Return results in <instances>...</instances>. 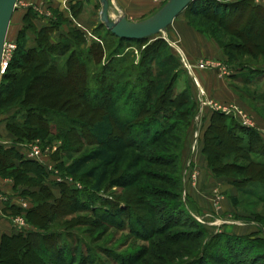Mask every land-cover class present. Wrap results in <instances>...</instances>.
I'll use <instances>...</instances> for the list:
<instances>
[{
	"label": "rangeland",
	"instance_id": "374dc122",
	"mask_svg": "<svg viewBox=\"0 0 264 264\" xmlns=\"http://www.w3.org/2000/svg\"><path fill=\"white\" fill-rule=\"evenodd\" d=\"M216 1L222 4L245 1L264 9V0ZM156 2L155 9L130 21L140 22L151 17L166 0ZM81 5L76 2L71 6L72 18H64L65 14L59 9L49 8L44 12L37 7H28L25 0H18L5 42L4 71L21 46L25 49L37 46L39 32L45 27L56 28L49 36L52 43L58 42L61 37L67 39L70 32L76 30L84 36V50L94 43H104L106 56L102 64L90 66L88 71L100 73L103 69L107 79H111L109 70L117 66L116 61L110 63V55L115 49L120 57L124 56L122 67L132 63L134 70L139 71L145 48L155 40L163 39L167 45L166 52L178 65L173 92L178 95L183 91L189 92L193 105H188L185 99L180 106L174 107L172 114L166 116L165 121L162 119L166 133L161 137L153 133V137L152 132L156 128L152 129L151 124L145 127L139 121L133 122L134 113L140 107L137 101L145 98L139 86L143 84L145 87L146 83L143 79L138 83V79L141 80L138 73L122 80L119 94L113 92L110 97L114 104L110 112L114 127L115 124L119 127L129 125V131L127 137L123 135L126 139H114L108 143L106 148L114 152L115 162L107 169L99 191L93 190L94 181L82 173L68 175L65 171L96 148L86 138L88 117L86 120L79 119L78 115L73 117L78 124L75 125L76 131L86 133L83 137L86 139L78 143L68 144L55 132L51 134L52 139L38 136L21 142L16 141L8 131L11 118L21 121V116L16 110L8 113L0 110V146L15 147L24 159L38 152L39 158L35 162L43 167L42 184L53 195V200L48 201L51 205L62 197L61 185L73 191L69 196L75 199L74 203L65 199L62 204H57L65 212L61 218L55 215L53 218V213L41 212L42 216L47 214L48 220L42 222L40 219V222L36 216L33 221L41 224L34 227L26 212L37 205L29 192H37L38 189L13 186V193L4 194L0 188V206L7 211L5 216L15 226V234H35L33 240L44 253V258L40 257L43 261L35 255H23L22 264H35L36 261L42 264H264V178L261 179L264 177V154L257 153L260 148L264 149V56L260 51L264 47V18L253 14L250 6L229 15L228 7L223 5L225 18H214L212 14L208 18H200L183 13L173 26L168 27L165 36L151 37L145 43L119 44L101 23L99 0H89L95 14L92 28L87 32L77 29L73 18L79 15ZM109 14L112 19L125 16L116 0H112ZM39 18L45 20L39 21ZM178 24L183 25L189 34L193 32L215 46L219 59L213 62L225 67L224 74L215 71L216 67L209 59H199L191 67L185 57L184 36L180 34ZM241 36L242 40L239 39ZM246 42L248 45H245ZM240 44L251 48L248 54H237L233 49ZM69 56L70 52L62 60ZM153 62L149 58L145 63L153 66ZM195 70L210 72L225 80L234 103L205 98ZM12 74L10 71L9 77ZM93 80H90V90L85 94L88 99H94L90 110L76 109L77 113L82 110L89 117L94 116L92 111L100 106L97 97L100 80ZM4 84L8 85L9 81ZM132 85L135 86L133 90L130 89ZM153 101L149 104L150 109ZM188 110H191L189 119L182 118V113ZM103 111V114L108 112L107 109ZM211 113L231 118L225 122L226 127H232L231 121L236 122L239 129L235 130V134L242 140L240 146L247 147L248 140H256V151L235 152L221 159L215 165L219 175L213 174L203 152L205 130L212 118L206 126L207 115ZM157 129L159 131L160 128ZM244 130L252 131L255 136ZM151 137L153 139L150 140ZM208 143L212 147L215 145L213 141ZM200 148L206 161L205 168L196 161ZM217 151L224 152V149ZM93 165L95 163L91 162L86 168ZM1 178L10 180L14 185L12 179ZM32 178L36 179L35 176ZM244 191L254 192L249 194ZM14 200L17 205L13 204ZM40 235L52 241L55 248L43 243Z\"/></svg>",
	"mask_w": 264,
	"mask_h": 264
},
{
	"label": "trees",
	"instance_id": "16d2710c",
	"mask_svg": "<svg viewBox=\"0 0 264 264\" xmlns=\"http://www.w3.org/2000/svg\"><path fill=\"white\" fill-rule=\"evenodd\" d=\"M223 5L228 7L229 15H235L244 11L245 7L250 6L253 14L264 18L263 8L255 7L245 1L222 4V2L216 0H196L183 13L200 18H208L211 14L214 18L220 16L225 18L227 15H225ZM223 28L225 31L227 30L225 27ZM55 29V27L53 29L48 27L42 29L39 32L37 46L28 49L21 46L8 63L0 81V110L3 113L16 110V113L21 116V121L11 118L8 123V131L15 136L16 141H29L38 136L48 140L52 139L51 134L53 132L64 138L68 144L78 143L82 141L81 139H90L96 146L94 151L74 162L65 171L68 175L82 173L85 177L94 181L93 190L99 191L106 178L107 169L115 162L114 152L106 147L114 139H126L127 131H129V125L119 127L115 124L116 127H114L113 115L110 112L114 105L110 97L115 92L119 94L122 80L138 73L139 78H141V80L138 79V83L142 82V79L146 83L145 87H143V84L139 86L145 98L139 102L137 101L138 104L140 103V107L139 111L134 113L133 122L139 121V124H143L145 127L151 124L152 129L156 128V131H153L152 134L158 133V137L166 133L162 121L166 120V116L172 114L173 108L180 106L185 99H187L188 105L191 106L193 101L187 91H183L180 95L173 92L178 65L173 56L166 52L167 45L163 39H157L145 48L146 53L143 54L139 71L134 70L132 63L127 67H122L121 65L125 62L124 56L120 57L118 50L115 49L110 55L112 57L110 63L116 61L117 66L109 70L111 79L109 77L107 79L103 69L100 73L95 71V75L93 71H88L91 68L90 66L102 64V60L106 56L104 43H94L84 50L82 47L85 44L84 36L77 30L70 32L67 39L61 37L58 42L52 43L49 36L52 33L51 30L54 31ZM110 35L119 44L124 42L145 43L147 41L122 40L112 34ZM239 39L242 40V36ZM245 45H248L247 42ZM233 49L236 50L237 54H248V50L251 48H246L240 44L235 45ZM223 51L228 54L225 50ZM260 51L263 52L262 56H264V47ZM68 52H70V56L63 61L62 59L65 58ZM149 58L152 61L154 60L153 66L146 65L145 62ZM105 68L106 66H104ZM10 71L13 74L9 77ZM90 80H100L97 92L99 93L97 97L100 100V109L93 110L92 113L95 115L89 117L83 114L84 111L82 112V110L77 113L76 109L90 110L89 106H91L94 99H88L85 96L86 92L90 90L89 87L92 83ZM8 81L9 84L5 85L4 82ZM134 85L130 87L131 90L135 88ZM155 97L156 99H154ZM152 101L150 109L149 104ZM104 109H107L108 112L103 114ZM57 112H65V114H58ZM190 112L191 110L182 113V118L189 119ZM68 114L70 117H68ZM76 115L82 120L83 118L86 120L88 117L87 125H85L87 135L85 132L76 131L75 125L78 124L73 118ZM211 117V122L205 130L203 152L213 174L219 175V169L215 165L221 162V159H226L229 156L228 154L234 155L235 152L251 153L253 150L256 151V140H248L250 143L247 147L240 146L242 140L235 134V130L239 129L236 122L231 121L232 127L228 125L226 127L225 122L231 120V118L229 119L226 115L220 113H213ZM116 128L118 131L120 130V133ZM157 128H160L159 131ZM244 131L255 136L252 131ZM85 135L87 137L83 138ZM225 135L227 136L224 137ZM208 137H210L209 140H207ZM210 141L215 143L213 147L208 143ZM219 148L224 149V152L217 151ZM257 153L264 154V149L260 148ZM91 162L95 165L86 168V165ZM41 169L43 167L37 162L24 159L19 155V151L15 147L3 148L0 146V176L12 179L14 188L21 185L27 189H38L37 192H29V196L37 202V205L26 212L30 224L34 227H40V219H42V222L48 220L47 214L42 216L41 212L53 213V218L55 216L61 218L65 215V212L61 211L57 204H62L65 199L70 200L71 203L75 202V199L69 196L73 191L61 185L63 188L62 197L56 200L55 205H51L49 200H53V195L50 189L42 184L44 175ZM31 176H35L36 179ZM32 180H37V182L35 183ZM244 192L252 194L254 191ZM262 192L264 193V190ZM55 210L57 213H55ZM36 216L39 217L40 222L35 223L33 221ZM34 236L33 233L3 235L0 241V264H22L21 257L23 255H35L37 259L42 260L40 257H43L44 253L41 251V247L34 242ZM39 237L42 238L43 243H47L49 248H52V241L43 238L42 235ZM35 264L42 263L36 261Z\"/></svg>",
	"mask_w": 264,
	"mask_h": 264
},
{
	"label": "crops",
	"instance_id": "0c3cea01",
	"mask_svg": "<svg viewBox=\"0 0 264 264\" xmlns=\"http://www.w3.org/2000/svg\"><path fill=\"white\" fill-rule=\"evenodd\" d=\"M28 2V7L35 8L37 7L39 10H44V12L49 11V8L59 9L60 12L64 13V18L71 17V6H73L76 2H80L82 5L80 6L79 15L73 21L77 26V29H80L82 32H87L92 28L93 23L95 21V14L90 8L89 0H25ZM167 1V0H166ZM119 5V8L124 12V15L128 21L130 19L141 17L144 14H147L150 10H153L157 7L158 2L156 0H116ZM40 12V11H39ZM23 15V14H22ZM45 17V16H42ZM44 18H39V21H44ZM133 22V21H131ZM44 24V23H41ZM175 24V21L173 22ZM173 24L171 26H173ZM178 30L183 38V48L185 57L188 62L191 64L196 63L197 60H211L216 61L219 59V52L215 49V46L205 42L204 39L200 38L197 34H189L186 32L183 25H177ZM216 67L215 71L218 72H226L224 66L220 63L213 64V67ZM195 75L198 80V84L200 89L203 91L205 98L214 100L215 102H224L225 103H234V97L232 92L226 88L225 80L218 76H214L210 72L205 71H196ZM229 105V104H227ZM212 114V113H211ZM211 114L207 115L209 124ZM206 121V120H205ZM204 121V122H205ZM202 148V147H201ZM201 148L196 155V161L200 163L201 167H206V161L201 154ZM13 182L8 179H3L0 177V188L4 194L13 193ZM13 191V192H12ZM17 205V201L14 200ZM7 211L4 210V207L0 206V241L3 235H13L15 234V226L13 227L9 222L7 216H5Z\"/></svg>",
	"mask_w": 264,
	"mask_h": 264
},
{
	"label": "water",
	"instance_id": "95a60500",
	"mask_svg": "<svg viewBox=\"0 0 264 264\" xmlns=\"http://www.w3.org/2000/svg\"><path fill=\"white\" fill-rule=\"evenodd\" d=\"M196 0H167L151 17L131 22L120 15L112 19L109 14L112 0H99L100 19L105 28L115 37L122 40L142 41L151 37L165 36L168 27ZM18 0H0V81L3 75L2 61L5 42L11 19L17 8Z\"/></svg>",
	"mask_w": 264,
	"mask_h": 264
},
{
	"label": "built area",
	"instance_id": "2783aa9c",
	"mask_svg": "<svg viewBox=\"0 0 264 264\" xmlns=\"http://www.w3.org/2000/svg\"><path fill=\"white\" fill-rule=\"evenodd\" d=\"M4 60H5V47H4L3 61H2V66H3V67H4V65H3ZM183 60H185V59H183ZM3 71H4V69H3ZM227 113H229V111H228ZM232 113H234V111H233ZM232 113H231V114H232ZM229 114H230V113H229ZM37 158H39V154H38V152H36V151L33 152V153L28 157V159L33 160V161H36ZM37 162H38V161H37Z\"/></svg>",
	"mask_w": 264,
	"mask_h": 264
},
{
	"label": "bare ground",
	"instance_id": "6f19581e",
	"mask_svg": "<svg viewBox=\"0 0 264 264\" xmlns=\"http://www.w3.org/2000/svg\"><path fill=\"white\" fill-rule=\"evenodd\" d=\"M167 2V1H166ZM3 69V68H2Z\"/></svg>",
	"mask_w": 264,
	"mask_h": 264
}]
</instances>
